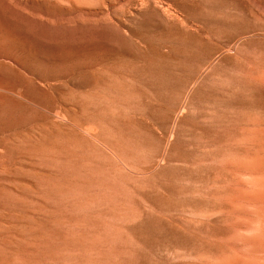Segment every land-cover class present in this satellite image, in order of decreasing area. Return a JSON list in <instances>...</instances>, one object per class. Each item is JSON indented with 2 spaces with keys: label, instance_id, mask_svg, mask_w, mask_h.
Masks as SVG:
<instances>
[{
  "label": "rangeland",
  "instance_id": "1",
  "mask_svg": "<svg viewBox=\"0 0 264 264\" xmlns=\"http://www.w3.org/2000/svg\"><path fill=\"white\" fill-rule=\"evenodd\" d=\"M218 1L0 0V264H264V0Z\"/></svg>",
  "mask_w": 264,
  "mask_h": 264
},
{
  "label": "bare ground",
  "instance_id": "2",
  "mask_svg": "<svg viewBox=\"0 0 264 264\" xmlns=\"http://www.w3.org/2000/svg\"><path fill=\"white\" fill-rule=\"evenodd\" d=\"M57 1V0H56ZM12 3V2H11ZM6 4H7V2H6ZM208 5L210 6V10H211V12L208 14V16H210L211 15V13L213 12V11H216V12H221L222 11V8H223V4H222V2L221 1H218L217 0V2H210V3H208ZM30 9V8H29ZM60 9V8H59ZM35 10V9H34ZM26 11V10H25ZM21 13H25V12H21ZM27 13H29V12H27ZM32 13V12H31ZM34 14H35V12H34ZM222 14V13H221ZM25 15V14H24ZM27 15V14H26ZM38 15V14H37ZM228 15V14H227ZM42 16V15H41ZM55 16V15H54ZM58 17V16H57ZM193 18H196L195 16H193ZM198 18V17H197ZM221 18V17H220ZM201 19V18H200ZM42 20V19H41ZM54 20H55V18H54ZM58 20V19H57ZM233 20L234 19H232L230 22L231 23H233ZM1 21V20H0ZM25 22V21H24ZM56 22V21H55ZM203 22H205L206 24H209V23H211L213 26H216V28L215 29H213V28H208V27H204V29H202L201 31L202 32H204V33H206V34H208V36L210 37H216V38H219V37H221L222 36V33H223V31H222V26H224L225 25V23L227 22L226 20H221V19H219V18H209L208 20H207V18H203ZM209 22V23H208ZM48 23H49V21H48ZM1 24V23H0ZM57 24V23H56ZM0 26H2V25H0ZM17 27V26H16ZM4 28V27H3ZM2 28V29H3ZM6 28V27H5ZM225 28V27H224ZM227 30V29H226ZM7 32V31H6ZM3 34H4V32H3ZM11 34V33H10ZM224 34V33H223ZM13 35V34H12ZM3 37H5V36H3ZM9 37V36H8ZM225 37H227V38H229L230 37V35H225ZM15 38V37H14ZM46 38V37H45ZM3 39V38H2ZM6 40V39H5ZM15 40V39H14ZM2 41V40H1ZM193 46H192V44H190V43H188V42H183L181 45H180V48L179 49H177V50H175L174 52H175V54H177V55H184L185 53H187V52H190V55L189 56H186V55H184L186 58L185 59H187L188 61H189V63H190V65L187 67V68H181L182 70H186V75H185V79L183 80V84H184V82H186L188 79H189V77L192 75V73H194L195 72V70L197 69V67H198V65L200 64V63H202L206 58H207V56H208V51L207 50H205V49H197V50H195V49H193ZM5 52V51H4ZM4 65V64H3ZM2 65V66H3ZM59 73V72H58ZM24 74V73H23ZM198 81V80H197ZM195 82V81H194ZM198 83V82H197ZM49 86V85H48ZM196 86V85H195ZM68 88V87H67ZM47 89H48V87H47ZM20 90V89H19ZM18 90V91H19ZM22 90V89H21ZM75 91V90H74ZM19 93H21L20 91H19ZM14 95V94H13ZM74 97V96H73ZM22 98H24V97H22ZM22 98H20V99H22ZM188 98V97H187ZM57 99V98H56ZM57 103V102H56ZM32 104V103H31ZM185 104H186V100H185ZM33 105V104H32ZM39 106V105H38ZM38 106H36V107H38ZM38 108H40V107H38ZM61 108V107H60ZM42 109V108H41ZM42 110H44L45 111V109H42ZM47 111V110H46ZM61 111V110H60ZM48 112V111H47ZM49 113V112H48ZM153 113V112H152ZM60 115V114H59ZM58 116V115H57ZM63 117V116H62ZM61 117V118H62ZM151 117V116H150ZM153 117V116H152ZM59 118V117H58ZM66 118V117H65ZM67 119V118H66ZM65 119V120H66ZM51 120V119H50ZM68 121V120H67ZM65 122V121H64ZM68 123V122H67ZM70 124V123H69ZM66 125V124H65ZM75 125V124H74ZM32 127V126H31ZM75 127H76V125H75ZM87 126H85L84 128H86ZM88 127H90V126H88ZM86 128V129H89V128ZM78 128V127H77ZM79 128H81V127H79ZM91 129H93V127L91 126V128H90V132H91ZM96 130V132L98 131L97 130V128H95ZM157 129V128H156ZM79 131H82L81 129L79 130ZM84 131V130H83ZM86 131V130H85ZM88 130H87V134H89L88 132H89ZM95 131H92V133H94ZM95 132V133H96ZM84 133V132H83ZM98 133V132H97ZM136 133V132H135ZM148 133V132H147ZM91 137V136H90ZM200 138V137H199ZM92 139H95L94 137L92 138ZM95 140H97L98 141V139H95ZM198 140V139H197ZM132 141V140H131ZM98 143H100V141H98ZM200 143V142H199ZM198 143V144H199ZM198 144H197V146H198ZM100 145H103V144H100ZM106 146V145H105ZM103 147H104V145H103ZM107 147V146H106ZM100 149V148H99ZM107 149H109V148H107ZM114 149H115V147H114ZM101 150V149H100ZM113 152V151H112ZM111 152V153H112ZM114 153L115 152H113V156H114ZM87 154V153H86ZM116 156V155H115ZM114 156V157H115ZM161 156V155H160ZM163 156V155H162ZM117 157V156H116ZM185 157V156H184ZM163 158V157H162ZM119 159V158H118ZM101 160V159H100ZM120 160V159H119ZM141 160V159H140ZM120 162H122L121 160H120ZM124 164V163H123ZM148 165V164H147ZM124 166V165H123ZM125 167H126V165H125ZM102 168V167H101ZM128 169V168H127ZM149 169V168H148ZM100 170V169H99ZM130 170V169H129ZM131 171V170H130ZM132 173V172H131ZM150 173V172H149ZM107 174H108V172H107ZM135 173L133 172V175H134ZM136 175H138V173L136 174ZM135 175V176H136ZM146 175H148V174H146ZM107 176V175H106ZM140 176H143V174L142 175H140ZM101 188V187H100ZM102 189V188H101ZM124 190V189H123ZM122 190V191H123ZM104 206V205H103ZM87 207V206H86ZM86 209V208H85ZM88 210V209H87ZM121 214V213H120ZM92 215V214H91ZM109 217V216H108ZM71 222V221H70ZM51 225V224H50ZM114 226V225H113ZM48 228V227H47ZM101 228H103V227H101ZM109 228V227H108ZM111 228V227H110ZM114 232V231H113ZM112 232V233H113ZM41 233V232H40ZM104 233V232H103ZM105 234V233H104ZM102 235V234H101ZM147 237V236H146ZM119 240V239H118Z\"/></svg>",
  "mask_w": 264,
  "mask_h": 264
}]
</instances>
